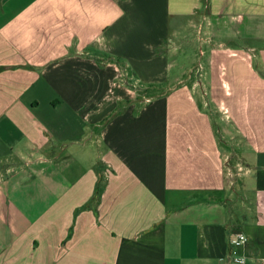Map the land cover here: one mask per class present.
Returning <instances> with one entry per match:
<instances>
[{"label":"crops","instance_id":"obj_1","mask_svg":"<svg viewBox=\"0 0 264 264\" xmlns=\"http://www.w3.org/2000/svg\"><path fill=\"white\" fill-rule=\"evenodd\" d=\"M193 22L237 40L209 50L214 64L253 70L257 52L256 82L220 97L242 105L239 183L194 85L174 77L141 107L122 78L118 59L131 79H162V51ZM238 254L264 264V0H0V264Z\"/></svg>","mask_w":264,"mask_h":264},{"label":"rangeland","instance_id":"obj_2","mask_svg":"<svg viewBox=\"0 0 264 264\" xmlns=\"http://www.w3.org/2000/svg\"><path fill=\"white\" fill-rule=\"evenodd\" d=\"M234 40L230 37L213 38L207 32V25L205 28H202L201 25L200 28L198 23L193 22L191 26H184L181 32L174 34L168 42L169 45L166 44V48L162 51L169 54L168 60L173 66L172 70H167L166 74L161 75L162 79L154 82L131 79L127 60L118 59V64L123 71L122 78L127 82L129 80L130 86H132L130 88L135 91V94H132L142 102L141 107L150 98L165 96L170 90L169 86L173 84L174 77L178 82L187 80L192 86L194 85L195 87L191 88L201 102L199 103L201 109L210 115L214 128L220 136V144L226 161V175L239 183L240 177L248 170L249 165L245 161V154L249 153L244 150L245 141L241 136L242 129L234 118V113H240L242 105L224 102L220 97L230 96L232 90L230 85L233 90L238 91L240 83H255L257 74H261L259 59L255 57L257 52L252 50L249 56L252 58V70L246 65L240 67V64L234 68V62L231 63L227 59L222 65L214 64L213 57L208 54L212 47L219 45L236 47ZM220 42L222 43L219 44ZM175 52L177 53L171 54ZM135 80L138 81L134 85L132 81ZM214 81L217 86H222H212ZM231 99L227 98L228 101ZM128 101L130 100L125 103ZM113 115L115 113L111 114L108 119Z\"/></svg>","mask_w":264,"mask_h":264},{"label":"built area","instance_id":"obj_3","mask_svg":"<svg viewBox=\"0 0 264 264\" xmlns=\"http://www.w3.org/2000/svg\"><path fill=\"white\" fill-rule=\"evenodd\" d=\"M248 240V235L245 232H239L235 236V242L240 244ZM233 264H250V261L246 255L238 254L232 259Z\"/></svg>","mask_w":264,"mask_h":264}]
</instances>
